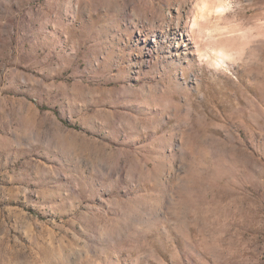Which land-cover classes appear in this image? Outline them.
Masks as SVG:
<instances>
[{
  "label": "rangeland",
  "instance_id": "374dc122",
  "mask_svg": "<svg viewBox=\"0 0 264 264\" xmlns=\"http://www.w3.org/2000/svg\"><path fill=\"white\" fill-rule=\"evenodd\" d=\"M232 1L193 40L200 0H0V264H264V0Z\"/></svg>",
  "mask_w": 264,
  "mask_h": 264
},
{
  "label": "bare ground",
  "instance_id": "6f19581e",
  "mask_svg": "<svg viewBox=\"0 0 264 264\" xmlns=\"http://www.w3.org/2000/svg\"><path fill=\"white\" fill-rule=\"evenodd\" d=\"M233 8L234 3L232 0H200L199 10L194 17L192 25L190 26L189 33L187 32L189 39L194 40L201 36L200 34L205 31L207 21L212 14H216L219 18H224ZM217 26L215 27L216 31L219 30ZM208 34L211 38V43L208 45V48H206L208 51L210 49L211 53L210 55L206 54L205 56L207 60H210L216 68L225 63L229 64L233 62L234 59L244 50L245 43H243L244 45L240 48H235L228 41H226L224 37H222V34L216 36L211 31ZM196 43L197 41H195V44Z\"/></svg>",
  "mask_w": 264,
  "mask_h": 264
}]
</instances>
